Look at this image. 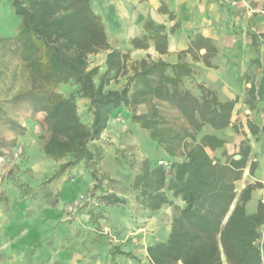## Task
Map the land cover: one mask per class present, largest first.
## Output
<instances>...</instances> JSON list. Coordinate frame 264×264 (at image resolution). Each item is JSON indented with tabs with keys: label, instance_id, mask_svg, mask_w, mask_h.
Listing matches in <instances>:
<instances>
[{
	"label": "trees",
	"instance_id": "1",
	"mask_svg": "<svg viewBox=\"0 0 264 264\" xmlns=\"http://www.w3.org/2000/svg\"><path fill=\"white\" fill-rule=\"evenodd\" d=\"M6 1L20 21L11 36L0 40L14 42V52L29 83L16 97L34 111L43 112L42 152L55 161L63 160L50 181L67 169L81 166L95 180V187L103 188V180L110 177L99 173L104 154L101 135L115 112L126 109L130 121L146 130L154 145L162 147L171 158L180 155L179 159H171L167 171L156 164H145L132 182L137 197L150 210L170 203L171 197L180 196L184 201L172 217L167 237L147 247L149 264H260L256 240L258 227L264 222V203H259L257 212H246L245 202L254 186L249 184L233 204L234 182L247 164L248 151L239 152V158L223 151L222 161L211 157L205 147H220L223 138L202 133L196 139L205 126L219 130L229 125L233 101H219L212 90L197 82L199 96L181 88L184 79L195 81L193 67L185 61L142 58L130 73L123 72L131 48H147L153 42L159 53L167 52L165 26L145 21L143 33L130 40L131 48L125 53L109 44L91 0ZM248 34L258 49L257 34ZM200 49L205 50L202 58L209 65L217 47L199 33L190 37L184 53L194 57ZM100 50H107L103 65L91 66L89 55ZM251 64L262 69L259 57ZM121 73L125 74L123 86H110ZM259 75L248 88L251 106V99L264 98V70ZM60 85L73 89L65 95L58 92ZM77 98L85 101L87 121L77 112ZM141 103L149 105L145 113L136 111ZM163 104L181 117L179 129H173L160 114ZM247 125L252 130L249 121ZM187 138L192 142L190 146ZM4 147L0 142V154ZM97 198L108 203L124 201L105 189ZM116 252L136 258L129 251L117 248Z\"/></svg>",
	"mask_w": 264,
	"mask_h": 264
},
{
	"label": "rangeland",
	"instance_id": "2",
	"mask_svg": "<svg viewBox=\"0 0 264 264\" xmlns=\"http://www.w3.org/2000/svg\"><path fill=\"white\" fill-rule=\"evenodd\" d=\"M235 1L223 0V15L232 22ZM261 6L264 8V4ZM165 7L162 6L164 10ZM169 16L176 18L172 13ZM19 21L7 1L0 0V37L11 36ZM195 34L192 31L188 38ZM227 42L223 39L224 44ZM109 44L125 53L130 48V41L111 40ZM14 50L12 40H0V142L5 144L0 154V264H149L147 247L161 241L169 218L157 214L162 205L155 210L146 208L132 182L145 164H156L167 171L169 167L158 160L170 163L180 155L169 157L162 147L153 144L146 130L130 121V112L120 108L101 135L104 154L99 173L110 177L103 180V188H96L95 180L81 166L67 169L50 181L63 160L55 161L42 152L43 112L34 111L16 97L29 83ZM185 50L177 52V61L192 64L190 61L198 56L187 55ZM106 53L107 50H100L90 54V65H103ZM141 53L132 49L127 52L123 72L130 73L135 62L142 58H161L156 52ZM253 70L245 74L247 80L255 77ZM124 82L125 74L121 73L110 86L120 89ZM181 88H188L197 96L201 93L196 82L189 79L182 81ZM72 89L70 85H60L57 90L66 95ZM76 105L79 115L87 121L85 101L77 98ZM148 108V104L141 103L136 111L145 113ZM159 109L173 129L182 126L174 108L163 104ZM211 130L205 126L196 139ZM186 143L192 144L189 138ZM254 166L252 161L250 171ZM103 189L116 193L124 201L108 203L98 199ZM166 204L168 210L164 213H177L179 207L173 206V200ZM117 248L131 252L136 258L117 253Z\"/></svg>",
	"mask_w": 264,
	"mask_h": 264
},
{
	"label": "crops",
	"instance_id": "3",
	"mask_svg": "<svg viewBox=\"0 0 264 264\" xmlns=\"http://www.w3.org/2000/svg\"><path fill=\"white\" fill-rule=\"evenodd\" d=\"M249 4L251 6L248 9ZM261 4H264V0H236L232 5L235 8L232 22L223 15V0H91L93 10L101 16L109 42L130 41L140 36L143 33V24L147 20L165 26L168 34L167 52L159 53L154 45H149L147 48L130 47L134 52H142V55L156 52L166 61L177 62L178 51L187 48L188 34L192 31L215 43L217 53L209 59V65L205 64L202 58L204 49L196 53L198 56L196 60L190 61L196 72L195 82L212 90L219 101L231 100L234 104L229 125L210 131L223 138L225 142L220 147L215 149L205 147V150L211 157L220 158L222 161L223 151L233 155L234 158L239 152L248 151L247 164L243 168L241 177L234 182L233 204L246 185H254L250 198L245 202V210L249 214L257 212L260 202L264 203V98L259 99L256 96L255 99H251L252 106L247 100L252 79L256 82L260 76L259 72L264 70V35H262L264 8ZM163 5H166L165 10L162 8ZM169 13L174 14L176 18L170 17ZM175 23H177L176 27ZM234 23L236 28L233 30ZM172 27L174 28L170 31ZM245 28L246 30L242 31ZM247 31L257 34L258 49ZM223 39L229 42L224 44ZM170 55L172 58L167 59L166 56ZM256 57L260 59L261 70H253L251 61ZM250 70H253L255 77L247 80L245 74ZM247 121L252 124V130L249 129ZM252 161L255 162V166L250 171ZM171 199L173 206L179 208L184 206L180 196ZM166 205V203L162 204V207L156 211L159 216L169 218L165 235L159 239L161 241L170 232L173 217L172 213L169 215L164 213L168 210ZM258 233L257 239L264 243V222L259 225Z\"/></svg>",
	"mask_w": 264,
	"mask_h": 264
},
{
	"label": "built area",
	"instance_id": "4",
	"mask_svg": "<svg viewBox=\"0 0 264 264\" xmlns=\"http://www.w3.org/2000/svg\"><path fill=\"white\" fill-rule=\"evenodd\" d=\"M158 163L163 165V166H166V167L170 166V163L165 159H159ZM256 245H257L259 252H260V264H264V243L257 239Z\"/></svg>",
	"mask_w": 264,
	"mask_h": 264
},
{
	"label": "water",
	"instance_id": "5",
	"mask_svg": "<svg viewBox=\"0 0 264 264\" xmlns=\"http://www.w3.org/2000/svg\"><path fill=\"white\" fill-rule=\"evenodd\" d=\"M240 157V155H235V158H239Z\"/></svg>",
	"mask_w": 264,
	"mask_h": 264
}]
</instances>
